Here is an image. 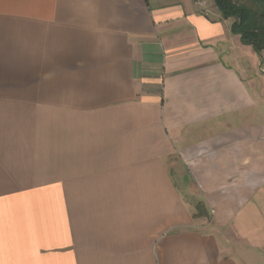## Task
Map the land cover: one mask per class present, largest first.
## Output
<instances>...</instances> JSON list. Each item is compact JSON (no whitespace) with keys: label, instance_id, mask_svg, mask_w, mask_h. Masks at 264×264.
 I'll return each instance as SVG.
<instances>
[{"label":"crops","instance_id":"0c3cea01","mask_svg":"<svg viewBox=\"0 0 264 264\" xmlns=\"http://www.w3.org/2000/svg\"><path fill=\"white\" fill-rule=\"evenodd\" d=\"M232 23L0 0V264H244L223 230L264 215V50Z\"/></svg>","mask_w":264,"mask_h":264},{"label":"rangeland","instance_id":"374dc122","mask_svg":"<svg viewBox=\"0 0 264 264\" xmlns=\"http://www.w3.org/2000/svg\"><path fill=\"white\" fill-rule=\"evenodd\" d=\"M185 178V180L183 179ZM180 186L187 194V201L195 208L199 216H203L210 221V216L203 203L197 196L193 185L181 177ZM185 181V182H184ZM264 215L255 213V207L243 217L241 229H224L223 232L235 246L237 253L242 256L244 264H264ZM239 232V233H238Z\"/></svg>","mask_w":264,"mask_h":264},{"label":"trees","instance_id":"16d2710c","mask_svg":"<svg viewBox=\"0 0 264 264\" xmlns=\"http://www.w3.org/2000/svg\"><path fill=\"white\" fill-rule=\"evenodd\" d=\"M224 18H232V32L261 54L264 50V0H214Z\"/></svg>","mask_w":264,"mask_h":264}]
</instances>
